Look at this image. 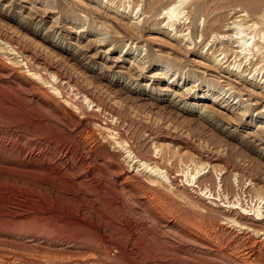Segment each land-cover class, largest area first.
<instances>
[{
    "label": "rangeland",
    "instance_id": "1",
    "mask_svg": "<svg viewBox=\"0 0 264 264\" xmlns=\"http://www.w3.org/2000/svg\"><path fill=\"white\" fill-rule=\"evenodd\" d=\"M110 1L131 11L142 8L145 20H134L105 0H0V220L13 219L11 213L18 219L35 216L50 203L52 213L43 217L52 224V238L62 237L59 230L77 235L66 250L43 239L0 236V264H165L167 247L180 254V264H244L238 257L245 249L243 234L233 246L229 239L219 245L198 227L211 226L215 219L208 208L223 204L221 198L212 202L207 187L215 195L240 199L244 207L264 194V87L249 79L264 71V0H199L207 6L197 17L199 27L190 35L192 27L181 26L194 44L164 32L165 19L156 15L160 4ZM195 1H188V9ZM211 16L219 18L216 25ZM233 21L256 24L246 31L262 46L247 63L245 76L226 67L239 61L231 51L225 65L203 53L211 46L210 32ZM204 22L207 30L200 27ZM217 42L209 53L222 57L221 46L227 43ZM163 52L168 57L159 55ZM31 53L33 70L44 73L46 63L60 71L59 93L49 83L42 84L44 94L26 91L25 82L35 77L22 60ZM160 64L169 65V71L158 73ZM4 66L21 74L23 83L1 70ZM221 75L227 78L220 83ZM227 80L236 89H228ZM206 84L224 90L227 101L204 98ZM7 90L18 101L6 96ZM110 122H117L138 155L167 172L173 186L165 182L160 192L146 178L140 184L123 179L120 165L137 168L129 167L124 150L115 147ZM196 167L204 168L196 176L204 179L202 185L185 176L188 170L196 173ZM93 215L100 222L86 225L95 221ZM153 219L178 228L185 238L164 237ZM187 234L205 239L219 256L202 259ZM248 264H264V258Z\"/></svg>",
    "mask_w": 264,
    "mask_h": 264
},
{
    "label": "bare ground",
    "instance_id": "2",
    "mask_svg": "<svg viewBox=\"0 0 264 264\" xmlns=\"http://www.w3.org/2000/svg\"><path fill=\"white\" fill-rule=\"evenodd\" d=\"M169 1L170 0H151L152 5L160 4L159 12H157L156 15H158V17H160L161 19H163V18L165 19V20H163L164 23L162 25V27L164 28V32L167 34L173 33L174 35L179 37V39L186 40L187 44H194L195 42H193V40L191 39L192 37H190V36L187 37L189 35V32L186 34L182 33L181 26L182 25L183 26L188 25V29H190L192 27L193 30H191V29L189 30L190 35H191L192 31L195 32V26H196V28L199 27V23L197 24V22L199 21L197 17L200 14H203L207 10L206 3L204 1L198 0V1H195L191 4V6H190L191 9H188L189 7H187V4L189 3L188 2L189 0H171L170 2ZM105 2L108 3L110 6H113L115 9H118V11L129 14L131 16V18H133L134 20L139 21L142 18V14H143L142 8L137 9L136 11H133V10L131 11L130 9H128V7L122 8V7L116 6L110 0H105ZM128 6H130V4H128ZM138 6L136 8H138ZM241 15H247V13H243ZM141 20H145V18H143ZM262 20L264 22V13L262 15ZM218 21H219V18L217 16H214L213 25H216L215 23L216 22L218 23ZM230 23H232L233 26L228 25L229 23L224 24L222 27V30L217 29L216 31L210 32L211 37L209 39L210 41H208V42L211 44V46L207 47V45H206L205 48H207V49L206 50L204 49L203 53H205L206 56L213 58L214 62L216 64L225 65L229 61V59H228L229 54L228 53L231 51L232 54H235V57L239 58V61L235 66H231L230 64H226V67H229L230 71L235 72L237 75L245 76L246 71H247L245 69L247 67L246 66L247 63L249 61H251L250 60L251 57H254L256 54L258 55V53L261 51V48H262V46L259 45V43L256 41L255 34L250 35L246 31L247 27L253 28V27H256V24L251 23L247 26H244V24L237 23L235 21L230 22ZM200 27H203L204 29L207 30V27H209V23L204 22L202 24V26H200ZM231 30H233L234 32L230 33ZM199 36L202 38L203 34H201V35L199 34ZM203 40H204V37L201 41H203ZM217 41L221 42L224 45L227 43V45H225V47L221 46V44H220V46L223 47V51L221 54V55H223L222 57L214 55L215 52L212 51L213 46H216L215 44ZM232 44H233V46H232ZM211 47H212V50H211L212 52L209 53V50L211 49ZM15 53H16V51H15ZM28 54H30V53H28ZM159 55L163 58H166V57H168L169 54L167 55V53L163 52V53H160ZM252 55H254V56H252ZM24 57H26V56H24ZM175 57H177V56H175ZM33 58L34 57L32 56V53H31V55L27 59L22 60V62L24 61V65L27 68V70L29 72L32 71V76L35 77L33 82L26 83L27 81L26 82L24 81L25 82L24 87L26 86V89H28L26 91H28V92L40 91L41 92L42 90H45V89H43L44 86H42V84H48L49 83V84H51V88L53 90H56L59 93L60 92V90H59L60 86H59V88L57 87V81L60 78H61V80H63V78H64V77L63 78L61 77L60 71L57 69H55V71H53L52 67L46 63H45V68L43 67V69H45L44 73H42L36 69L33 70L34 68L32 69V67L30 66V63H29V61H30L29 59H33ZM244 58H245V60H242ZM249 64H251V62ZM169 69H170L169 65L160 64L157 68V72L158 71H165V73H166L169 71ZM1 70H3L7 74H12V76H9V77L12 78L14 81H16L17 84H18V82H21V80L23 78V77L22 78L19 77L21 74L20 75L17 74L18 76L15 75L16 73H14V71L12 72V69L9 66H4V68ZM261 70H264V69H261ZM50 76L52 79L55 80L54 83H53V81H50V79H49ZM221 77H226V76L221 75L220 77L216 78V79H220V83L224 81V80H221ZM249 79L264 87V71H259L257 74L251 75L249 77ZM226 82H227L226 85L230 87L228 89H231V88L236 89L235 86L231 85V83L228 82V80ZM21 83H23V82H21ZM43 92L44 91H42V93ZM48 92H50V91H48ZM5 95L6 96L9 95L11 98L14 97L15 101H18L16 99V97L14 96V93L11 90L5 91ZM202 96L204 98H210L213 101H221V100H223V102L227 101V99L225 100V97H224L225 96L224 90L215 89L212 86L207 85V84L202 87ZM1 103H3V102H1ZM3 105L7 110L20 112L18 107L15 104L4 103ZM79 110H80V114H83V115L85 114L83 109H79ZM25 111L28 112L27 109H25ZM112 115H114V114H112ZM56 116H58V115H56ZM59 119H61V118H59ZM118 127L119 126H118L117 122H115L114 124L111 123L110 125H108L107 128L110 130L111 139H113L114 144L116 145L115 146L116 148L117 147L122 148L124 150V152L126 153L125 163L129 167L137 168L136 172H133L126 165H123V164L120 165L121 166L120 174L123 175V179L125 181H128V182L133 183V184H140V183H145L144 180L146 178L150 182V184H148V185L151 186L154 190L160 191V192H162L160 187H162L165 184V182L169 183L170 186H173L174 181L168 176L167 172L164 169H162L161 167H159L158 165L151 166L147 162L146 156L138 155L134 151V148L129 143L128 139L122 134L120 128H118ZM90 135H91V133H90ZM156 148L158 150L157 154L160 155L161 157H163V153L160 149L161 146L156 144L155 149ZM140 167H143L144 169L149 170L148 174L143 173L140 170ZM202 169H204V168L196 167L195 168V170H197L196 173H193V172L188 170V171H186L185 176L187 177L189 182L190 181L193 182L197 178L196 177L197 174L200 173ZM198 179L199 178H197L196 180H198ZM0 182H2V181H0ZM195 182H197V181H195ZM198 182H199V185H202L204 182V179L201 178L198 180ZM3 184L4 183H0V185H3ZM42 184L43 183H40L38 185L42 186ZM41 189H42V187H41ZM206 189H207V193H209V197H211L210 199L212 200V202L217 203V199L221 198V202H223V204L221 206H218V207L215 206L216 208L215 207H209L207 212L210 214L209 216H211L215 220L212 222L211 226L208 227L207 225H200V227H198V229L200 231H202L208 239L215 237L218 240L217 244H219V245H223L224 242H226V239L227 240L229 239V241H230V242H228L229 246H233V244L238 242V240H239L238 238L243 234L244 237H246L245 249H244V253L242 252L240 255L237 253L239 255L238 257L241 258V260L244 264H246V263L248 264V262H250V261H257V260L263 259L264 258V194L255 195L256 200L252 198V200H251L252 205H250L249 207H244V205L240 202V199H237V201H232V200L228 199V196L223 197V195H221V194L215 195L213 193L212 188L207 187ZM0 191H1V188H0ZM102 192H103L102 193L103 195H106L107 191H102ZM0 195H2V194H0ZM253 202H255V203L253 204ZM126 204H127V202H126ZM237 204H239V206H237ZM51 206L52 205L50 203H48L44 208H42V209L40 208L41 210H38L37 212H35L36 213V215L34 213L35 216H32V217L26 216L23 219L16 218V215L13 213H11V216H9L10 218H13L11 220H7V219H4L1 217L2 219L0 220V236L6 237V238H11V239L18 240V241L19 240L24 241L26 239L28 240L29 238L30 239L33 238V240H35V241L43 239L45 241V244H47V246H50L53 248L59 247V250H60V248H61V250L68 249L67 248L68 244L70 242L72 243V241H74V237H76L77 235L74 233H68V232H67V234L63 235V233H62L63 230L62 231L59 230V235H62V237L59 239L52 238V234L54 232V230L52 228V224L46 223L45 217H43V215L52 213L51 212V209H52ZM58 206H61V204ZM61 207H63V206H61ZM239 207L241 209H243L244 211H247V213L251 212L252 216L248 217V214H244L241 211H239L238 210ZM1 216L6 217L7 215L1 214ZM93 217L95 218V221L91 220L86 225L90 224L91 226H96L100 222L98 216L93 215ZM155 220L156 219H153V221L155 222L156 226L159 227V229L161 226L160 230H161V233L163 234L164 237H169V238L171 237V239L172 238L173 239L185 238L184 234H182L181 231L177 230L178 228L176 229L174 226H170L167 224H166V227L162 226L161 223L159 224ZM59 228H61V227H59ZM154 228H155V226H154ZM55 229L57 230V228H55ZM169 232L173 233V236H171ZM141 237H142V240L144 242L148 241V238L144 234H142ZM193 238L190 237L189 234H187L186 240H188L190 242H192V241L195 242V245H196L195 246V250H196L195 253L196 254L199 253L200 257L202 259L203 258L204 259H206V258L210 259V258H215V257L219 256L218 253H215L214 248H211L206 244V241H204L205 239L203 240V239H198L195 237H193ZM41 245H43V244H41ZM167 248L168 249L166 250L165 256H166V258H169V260L166 261L165 264H172L175 262L177 264H180L181 263L180 261L182 259L180 254L173 251L169 247H167ZM195 253H194V255L193 254H187V253L186 254L190 257H192V256L195 257ZM161 256H162V254H161ZM236 259H238V258H236ZM241 260H239V261H241Z\"/></svg>",
    "mask_w": 264,
    "mask_h": 264
}]
</instances>
